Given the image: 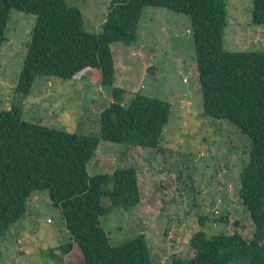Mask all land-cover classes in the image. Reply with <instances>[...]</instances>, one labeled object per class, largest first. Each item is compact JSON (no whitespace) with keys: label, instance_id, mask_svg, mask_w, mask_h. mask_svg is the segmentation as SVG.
<instances>
[{"label":"trees","instance_id":"16d2710c","mask_svg":"<svg viewBox=\"0 0 264 264\" xmlns=\"http://www.w3.org/2000/svg\"><path fill=\"white\" fill-rule=\"evenodd\" d=\"M147 7L191 19L203 116L231 123L250 144L238 194L254 225L252 239L238 232L208 237V218L200 217L201 228L189 240L195 255L175 258L173 264H264V51L226 49V0H110L100 34L86 31L83 12L68 0H0V52L12 10L37 17L15 91L27 96L38 77L81 81L88 75L92 85L113 87L117 69L111 45L129 47L137 41ZM253 21L264 24V0H253ZM126 95L114 88L100 114L99 136L28 122L16 101L0 111V243L25 216L29 198L48 191L70 235L63 255L76 244L84 264H153L145 235L113 245L102 225L113 207L141 204L137 169H117L112 176H91L87 170L101 141L164 152L172 105L140 93L126 102ZM109 181L111 190L104 188ZM103 197L111 207L102 205Z\"/></svg>","mask_w":264,"mask_h":264},{"label":"rangeland","instance_id":"374dc122","mask_svg":"<svg viewBox=\"0 0 264 264\" xmlns=\"http://www.w3.org/2000/svg\"><path fill=\"white\" fill-rule=\"evenodd\" d=\"M68 3L83 12L86 31L101 33L110 0ZM226 5V49L264 51V24L253 21V0H226ZM36 20L33 14L11 11L0 52V111L16 101L28 122L99 136L100 114L110 105L116 87L127 91L126 102L140 93L172 105L163 132L164 152L101 141L97 157L87 167L91 176H112L125 167L138 172L141 204L129 210L113 207L102 218L111 243L145 235L153 264H173L175 258L195 255L189 240L201 228L200 217L208 218L204 226L208 237L238 232L251 240L254 225L238 194L249 160V138L227 121L203 116L191 19L147 7L137 41L129 47L111 45L117 69L113 87L92 85L88 75L81 81L38 77L24 96L15 88ZM113 185L109 181L104 188L111 190ZM101 203L111 207L107 197ZM27 208L0 243V264H84L76 244L71 253L62 254L70 235L48 191L33 194ZM222 216H227V223L214 221Z\"/></svg>","mask_w":264,"mask_h":264}]
</instances>
